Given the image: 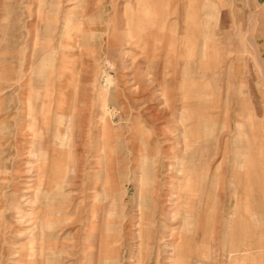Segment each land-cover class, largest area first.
Returning a JSON list of instances; mask_svg holds the SVG:
<instances>
[{
	"label": "rangeland",
	"instance_id": "1",
	"mask_svg": "<svg viewBox=\"0 0 264 264\" xmlns=\"http://www.w3.org/2000/svg\"><path fill=\"white\" fill-rule=\"evenodd\" d=\"M0 264H264V0H0Z\"/></svg>",
	"mask_w": 264,
	"mask_h": 264
},
{
	"label": "crops",
	"instance_id": "2",
	"mask_svg": "<svg viewBox=\"0 0 264 264\" xmlns=\"http://www.w3.org/2000/svg\"><path fill=\"white\" fill-rule=\"evenodd\" d=\"M185 168H187L186 172L188 174H193V169H192V166L191 165L190 166H186Z\"/></svg>",
	"mask_w": 264,
	"mask_h": 264
}]
</instances>
